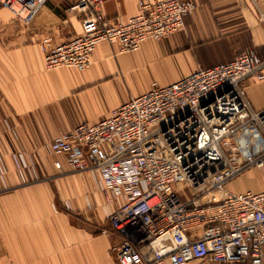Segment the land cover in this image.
<instances>
[{
  "label": "built area",
  "instance_id": "built-area-1",
  "mask_svg": "<svg viewBox=\"0 0 264 264\" xmlns=\"http://www.w3.org/2000/svg\"><path fill=\"white\" fill-rule=\"evenodd\" d=\"M47 1L0 5L29 23ZM103 3L76 0L69 9L81 32L61 43L40 40L46 69L85 70L103 41L118 53L135 51L180 31L196 8L190 0H137L136 15L113 22ZM248 78L264 79V59L249 50L166 86L152 83L108 117L61 131L44 146L76 172L99 171L106 202L115 204L100 232L124 235L117 264H264V190L225 188L264 167V108L252 109Z\"/></svg>",
  "mask_w": 264,
  "mask_h": 264
},
{
  "label": "crops",
  "instance_id": "crops-1",
  "mask_svg": "<svg viewBox=\"0 0 264 264\" xmlns=\"http://www.w3.org/2000/svg\"><path fill=\"white\" fill-rule=\"evenodd\" d=\"M190 1L196 8L177 33L127 53L100 42L85 70H48L39 47L44 37L61 43L81 32L69 9L76 0H48L29 23L0 5V264H117L124 235L100 232L115 204L106 202L99 171L76 172L44 146L61 131L108 117L152 83L166 86L247 50L264 59V0ZM138 12L137 0L102 5L113 22ZM245 94L253 110L263 109L264 79L248 78ZM245 172L225 188L251 190Z\"/></svg>",
  "mask_w": 264,
  "mask_h": 264
},
{
  "label": "rangeland",
  "instance_id": "rangeland-1",
  "mask_svg": "<svg viewBox=\"0 0 264 264\" xmlns=\"http://www.w3.org/2000/svg\"><path fill=\"white\" fill-rule=\"evenodd\" d=\"M245 173L246 174L244 175V177H242V179L244 180L245 183H248L249 188L252 191L264 190V167L261 169L259 168L249 169L246 170ZM239 186L240 184L237 183L236 185L229 186V188L228 187L227 188L231 191H235L236 189H238ZM106 222H107V218L104 222L105 223L104 226L106 225Z\"/></svg>",
  "mask_w": 264,
  "mask_h": 264
}]
</instances>
